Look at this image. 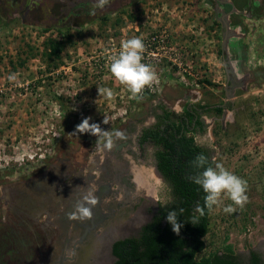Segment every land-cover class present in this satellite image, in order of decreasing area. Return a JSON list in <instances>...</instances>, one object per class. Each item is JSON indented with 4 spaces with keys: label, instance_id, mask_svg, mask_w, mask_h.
Masks as SVG:
<instances>
[{
    "label": "rangeland",
    "instance_id": "obj_1",
    "mask_svg": "<svg viewBox=\"0 0 264 264\" xmlns=\"http://www.w3.org/2000/svg\"><path fill=\"white\" fill-rule=\"evenodd\" d=\"M129 1L124 0L106 15L98 13L105 15L101 21L85 18L87 25L66 29L51 26L47 6L39 9L33 0H14V4L0 0V171L11 174L50 150H69L72 140L75 148L86 141L95 144V136L64 127L63 111L54 97L63 98L68 112L76 118V127L90 117V123L112 131L129 116L146 113L158 99L179 108L194 101L213 105L235 99V107L223 120L229 137L217 136L218 154L213 157L216 164L247 182V202L242 207L233 205L235 211L226 214L223 207L232 201L222 198L223 203L211 211L206 249L199 258L223 251L227 245L238 256L253 249L262 251L264 0H252L251 13L245 8L249 16L235 5L236 16L229 18L232 36L225 51L222 19L230 7L211 0L135 3L145 14L139 7L132 10ZM54 3L53 22L60 16L61 2ZM67 6L70 17L74 8ZM252 12L254 17H250ZM66 30H70L73 42L61 59H48L44 54L46 41L61 37ZM133 37L141 38L144 45L145 41L155 43L154 47L160 45L159 51H150L149 63L143 60L153 67L157 78L137 97L109 70V58L118 54L123 41ZM227 70L232 71L235 83L228 84ZM12 74L16 78L9 80ZM100 88L111 89L113 96L99 95ZM208 116L211 121L213 115Z\"/></svg>",
    "mask_w": 264,
    "mask_h": 264
},
{
    "label": "flooded vegetation",
    "instance_id": "obj_2",
    "mask_svg": "<svg viewBox=\"0 0 264 264\" xmlns=\"http://www.w3.org/2000/svg\"><path fill=\"white\" fill-rule=\"evenodd\" d=\"M33 1L40 6L39 9L47 6L51 26L66 29L87 25L84 22L85 18H98L101 21L108 11L124 3V0H89L96 2L93 4L82 0V2L59 0L60 16L53 22L55 13H52V9L56 5L54 0ZM142 1L145 0H130L132 10L140 6H135V3ZM211 1L230 7L226 13L229 18L236 16V4L240 10L244 9L248 16L252 11V0H233L236 1L235 4L231 0ZM12 3L14 4V0ZM67 4H72L74 9L77 8L71 10L70 17H67L65 11L68 10ZM27 9L30 10L29 7ZM39 9H36L35 14ZM138 9L141 13L147 14L140 7ZM98 13L105 15L99 16ZM254 16L252 12L250 17ZM149 18L147 15L146 19ZM226 77L228 78L227 75ZM225 96L227 97L226 94ZM234 107L235 99L213 105L194 101L180 108L158 99L143 115L135 118L129 116L115 125L114 131L124 132L127 139L118 142L111 150L98 149L96 144L88 141L79 146L76 144L75 148L76 142L72 140L68 144L71 147L69 150L65 148L50 150L47 154L38 155L31 165H22L11 174L0 171V264L82 262L84 255H81V252L76 258L69 255V252H73L74 244L80 242L79 235L89 227L91 220L72 221L68 219V213L87 191L99 197L103 188L108 190L105 192L107 197L101 200L105 204L104 209L99 201V207L97 205L93 212V215L99 212L105 214L108 223L113 222L119 205H122L123 211L124 207L127 208L128 215L139 212L147 217V222L140 226L135 223L134 218L129 219L128 216L130 228L127 231L133 236L113 242L111 248L105 249L109 254L103 261H98L100 264H118L121 259L115 253L116 244L128 240L140 241L144 228L154 229L157 226L162 231L165 230L169 226L166 216L171 210L185 214L184 219L189 222L190 218H187L189 213L187 210L185 213V209L180 205L183 203L181 197L175 193V183L162 168L164 159L177 156L173 148L177 149V153H181L179 143L182 140H192L215 167L216 159L213 155L218 154V145L215 142L220 135L224 138L229 137L223 120L227 119L226 112L232 111ZM208 115H213L210 117L211 121H208ZM60 138L62 140V135ZM190 201L185 200L187 203ZM101 226L98 225L96 231L92 233L95 239L89 240L85 245L83 250L85 257L86 253L92 251L94 241L96 244L105 232V229L102 230L104 226ZM130 248L129 246L128 249ZM142 250L141 247L140 251ZM252 251L264 262L263 247L262 251L253 249L246 255H240L239 260L248 264ZM222 252L219 251V254ZM102 257L99 255L100 259H103ZM94 259H90L89 264Z\"/></svg>",
    "mask_w": 264,
    "mask_h": 264
},
{
    "label": "trees",
    "instance_id": "obj_3",
    "mask_svg": "<svg viewBox=\"0 0 264 264\" xmlns=\"http://www.w3.org/2000/svg\"><path fill=\"white\" fill-rule=\"evenodd\" d=\"M72 42L71 32L66 30L61 37L50 38L46 41L44 54L48 59L59 60L66 46ZM54 99L62 108L64 127L74 130L76 118L68 112L63 98L54 97ZM179 148L181 153H177V149L173 148L177 156L166 157L162 168L175 183V193L181 197V202H183L180 205L185 209V213H187L186 210L189 213L187 218L191 221V218L196 216L195 225L190 221L186 222L187 220L184 219L186 215L176 210L179 223L182 225L178 234L173 231L170 224L163 231L157 226L154 229L146 227L140 241L128 240L116 244L115 253L121 259L118 264H244L239 260V256L231 245L225 246L222 254L216 251L210 256L203 255L199 258V255L206 249L204 239L209 234L211 210L204 206L203 190L192 183L189 177L202 171L194 167L193 161L203 153L192 140H182ZM209 164L212 166L210 162ZM185 200L191 201L187 203ZM197 205L204 210L202 216L193 212ZM129 246L130 249H128ZM141 247L142 251H140ZM248 264H264V262L258 254L252 251Z\"/></svg>",
    "mask_w": 264,
    "mask_h": 264
},
{
    "label": "clouds",
    "instance_id": "obj_4",
    "mask_svg": "<svg viewBox=\"0 0 264 264\" xmlns=\"http://www.w3.org/2000/svg\"><path fill=\"white\" fill-rule=\"evenodd\" d=\"M145 50L144 42L139 37L129 38L121 43L118 54L112 55L110 59L109 70L113 77L122 85H125L133 97H137L142 91L150 86L156 80L157 74L152 66L143 63V53ZM15 74L8 77L14 80ZM98 93L104 94L107 98L113 96V92L109 88H100ZM91 118H85L77 125L75 133H88L96 137V147L102 150L113 149L118 142L127 139L124 132L120 130H104L99 124L90 123ZM107 124V121H103ZM73 133V134H75ZM196 169H202L198 174L190 176L192 183L197 185L204 192V206L208 210H214L223 203V197H227L232 204L223 207L226 214L235 211L233 205L243 206L247 202V182L227 170L220 164L215 167L209 164L208 158L204 154L198 155L193 161ZM99 203V198L91 191L83 194L76 203L73 210L68 213V219L72 221H85L91 219L95 207ZM195 211L199 215L204 214L203 208L197 205ZM183 212V209L180 210ZM196 216L191 218V223L195 225ZM167 222L177 234L180 231L178 213L171 210L166 216Z\"/></svg>",
    "mask_w": 264,
    "mask_h": 264
},
{
    "label": "water",
    "instance_id": "obj_5",
    "mask_svg": "<svg viewBox=\"0 0 264 264\" xmlns=\"http://www.w3.org/2000/svg\"><path fill=\"white\" fill-rule=\"evenodd\" d=\"M222 23L224 25V28L226 30V33L224 35V40H223V50L225 51L226 49V44L229 43V39L230 37L232 36L230 34V20H229V15H224L223 19H222ZM225 65L227 63V61L224 62ZM231 72L230 70H227V76H228V84L230 82L232 83H235V76L234 75H231ZM107 189L103 188L100 193H99V201L100 203L102 204V207L104 209L105 207V204L104 202H102L101 200L103 198H106L107 196H105V192H108V190L106 191ZM100 204V205H101ZM99 207V205H98ZM122 208V205H119L117 210L118 212L116 211L115 212V217H113V222L112 223H108L107 221V217L105 214L99 212L97 213L96 215H92L91 217V224L89 225V227H87V229H85L84 233L81 235H79V237L81 238L80 242H76L74 244V246L72 248H74L73 252H69V255L71 254L72 256H74L75 258L77 256L80 255L79 252H81V255L83 254L84 255V259L82 260V262H78V264H89L90 262V259L93 260L94 258V261H91V264H100L98 261H103L106 257L107 254H109L108 251H106L105 249L112 246L113 242L117 241V240H120V239H126L128 237H130L132 234H130L129 231H127L130 226H129V219L130 217H132V219L134 218L135 219V223L138 224V225H143L147 222V217L144 215V214H141L139 212L135 213L134 215H128L127 214V208L124 207V211ZM121 209V210H120ZM128 216H129V219H128ZM110 224L108 226V224ZM105 224H107L106 226H104ZM99 226H104L102 228L105 229L104 233H102L101 235V238L100 240L95 244V241H94V246L92 248V251L88 254L86 253V258L85 257V253L83 252L84 250V247L87 243H89V240H92L94 238V236H92V233H94L97 229V227ZM112 225V226H111ZM116 225V226H115ZM101 226V227H102ZM136 227V226H135ZM134 229V228H132ZM137 233V232H136ZM92 236V237H91ZM133 236V235H132ZM76 237V236H75ZM73 237V238H75ZM98 238V236L96 237ZM95 239V238H94ZM80 243L82 245H80ZM91 243V242H90ZM93 244V243H92ZM79 246V248H78ZM96 246V248H95ZM78 252V254H77ZM99 255L103 258V259H100L99 258ZM86 258V259H85ZM93 258V259H92ZM101 264H104V263H101Z\"/></svg>",
    "mask_w": 264,
    "mask_h": 264
},
{
    "label": "built area",
    "instance_id": "obj_6",
    "mask_svg": "<svg viewBox=\"0 0 264 264\" xmlns=\"http://www.w3.org/2000/svg\"><path fill=\"white\" fill-rule=\"evenodd\" d=\"M145 42H146V45H145V50H144V53H143V60H147L148 63H149L148 59H149V56H150V51H153L152 49H155V50L159 51L160 50V48H159L160 45L158 47H154L155 43L150 44V43H148V41H145ZM162 42L164 43V41H162ZM164 48L165 47H162L161 49H164ZM143 63H145V62L143 61Z\"/></svg>",
    "mask_w": 264,
    "mask_h": 264
}]
</instances>
